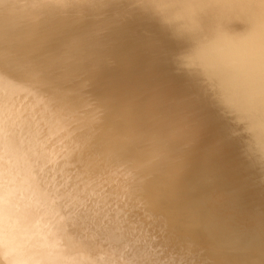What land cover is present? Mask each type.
Wrapping results in <instances>:
<instances>
[{
  "label": "bare ground",
  "instance_id": "6f19581e",
  "mask_svg": "<svg viewBox=\"0 0 264 264\" xmlns=\"http://www.w3.org/2000/svg\"><path fill=\"white\" fill-rule=\"evenodd\" d=\"M0 264H264V0H0Z\"/></svg>",
  "mask_w": 264,
  "mask_h": 264
},
{
  "label": "snow or ice",
  "instance_id": "6c2138e0",
  "mask_svg": "<svg viewBox=\"0 0 264 264\" xmlns=\"http://www.w3.org/2000/svg\"><path fill=\"white\" fill-rule=\"evenodd\" d=\"M87 2L93 6L104 4L106 6L118 7L121 0H87ZM101 67V63L92 60L87 63L82 70L75 73L73 78L68 82H65V78L62 75V69H45L42 75L45 77L46 86L50 88L55 95L59 96L62 100H67L73 104L78 100L84 101L85 103H89L90 101L95 103L100 97L118 99V96L112 94L110 87L101 82ZM101 88L106 89L107 91H101ZM100 115L107 119L104 111H100ZM98 127L103 130L106 125L104 122H100Z\"/></svg>",
  "mask_w": 264,
  "mask_h": 264
}]
</instances>
